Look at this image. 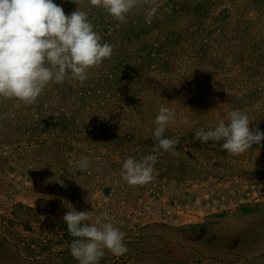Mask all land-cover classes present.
<instances>
[{
	"label": "rangeland",
	"instance_id": "obj_1",
	"mask_svg": "<svg viewBox=\"0 0 264 264\" xmlns=\"http://www.w3.org/2000/svg\"><path fill=\"white\" fill-rule=\"evenodd\" d=\"M53 2L87 12L113 53L31 105L0 97V264H78L73 209L124 233L128 252L99 264H264V140L232 155L195 138L233 110L264 133V0H138L127 22ZM160 107L178 143L159 150L153 181L129 185L122 164L156 154Z\"/></svg>",
	"mask_w": 264,
	"mask_h": 264
},
{
	"label": "clouds",
	"instance_id": "obj_2",
	"mask_svg": "<svg viewBox=\"0 0 264 264\" xmlns=\"http://www.w3.org/2000/svg\"><path fill=\"white\" fill-rule=\"evenodd\" d=\"M90 3L103 8L115 20L127 22V14L138 0H90ZM155 12L152 9L150 15ZM101 41L85 11L76 9L66 15L53 0H0V97L31 105L51 82L60 84L69 75L85 81L90 68L111 59L112 45ZM174 120L175 115L168 107L159 108L153 133L157 144L152 151L156 154L140 160L129 156L122 164V178L129 185L142 186L154 180L159 150L169 151L178 143L177 139L164 138L167 126ZM182 122L189 124L187 118ZM195 138L204 143L223 140V150L239 155L259 145L264 133L250 129L248 116L233 110L227 123L220 120L207 131L197 129ZM89 166L86 156L76 162L80 171ZM88 213L73 209L62 217L75 238L69 249L78 264H99L105 249L117 257L126 254L124 233L100 220L91 225L84 223L89 219Z\"/></svg>",
	"mask_w": 264,
	"mask_h": 264
}]
</instances>
